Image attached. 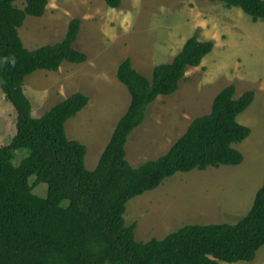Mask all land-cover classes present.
<instances>
[{"label":"trees","instance_id":"obj_1","mask_svg":"<svg viewBox=\"0 0 264 264\" xmlns=\"http://www.w3.org/2000/svg\"><path fill=\"white\" fill-rule=\"evenodd\" d=\"M0 0V86L17 112V133L0 148V264H219L252 263L264 247V183L249 213L238 223L185 225L163 240H136V224L125 220L129 202L158 189L178 173L239 166L244 155L234 148L252 130L238 117L254 102L255 92L235 98L231 85L214 99L209 114L196 118L170 150L138 167L127 160L130 135L140 128L160 96L175 94L191 68L215 48L212 41L190 38L169 64L158 65L148 79L131 58L120 63L118 80L131 103L119 120L98 166L86 168L87 147L70 140L66 124L90 98L77 92L43 116L32 115L24 92L36 71L57 72L64 62L84 64L88 55L75 48L82 19H73L65 38L36 50L24 46L19 29L27 16H45L49 0ZM239 8L254 22L264 20V0H199ZM113 9L122 0H105ZM31 153L19 166L15 154ZM36 176L33 184L30 178ZM47 184L46 198L34 191ZM65 201L68 206H63Z\"/></svg>","mask_w":264,"mask_h":264},{"label":"rangeland","instance_id":"obj_2","mask_svg":"<svg viewBox=\"0 0 264 264\" xmlns=\"http://www.w3.org/2000/svg\"><path fill=\"white\" fill-rule=\"evenodd\" d=\"M16 5L24 9L22 0ZM75 18L83 22L74 46L88 61L64 62L57 72L39 70L26 78L24 92L33 117L77 92L87 95L89 105L67 122L66 132L87 147L86 168L93 171L131 103L128 89L117 78L120 63L131 58L151 79L154 68L171 63L190 38L212 41L214 51L200 67L189 69L179 90L150 106L144 124L129 137L127 160L138 167L165 155L196 118L211 112L217 95L234 85L235 98L255 92L253 104L238 117L252 130L248 139L234 145L244 161L178 173L131 200L125 220L128 226L137 225L138 242L163 240L185 225H234L242 220L264 183V20L254 22L239 8L210 1L122 0V7L113 9L105 0H49L45 16H27L20 37L29 50L57 44ZM16 120L17 112L0 86V148L10 143ZM30 153L17 151L13 164L19 166ZM34 193L46 198L47 184L41 183ZM235 264H264V247L254 262Z\"/></svg>","mask_w":264,"mask_h":264},{"label":"crops","instance_id":"obj_3","mask_svg":"<svg viewBox=\"0 0 264 264\" xmlns=\"http://www.w3.org/2000/svg\"><path fill=\"white\" fill-rule=\"evenodd\" d=\"M16 123H17V120H16ZM16 133H17V128H16V132L14 133L13 137L16 135ZM13 137H12V138H13Z\"/></svg>","mask_w":264,"mask_h":264}]
</instances>
